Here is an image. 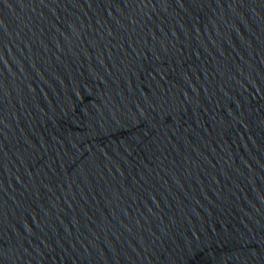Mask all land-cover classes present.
Wrapping results in <instances>:
<instances>
[{"label": "water", "instance_id": "obj_1", "mask_svg": "<svg viewBox=\"0 0 264 264\" xmlns=\"http://www.w3.org/2000/svg\"><path fill=\"white\" fill-rule=\"evenodd\" d=\"M0 264H264V0H0Z\"/></svg>", "mask_w": 264, "mask_h": 264}]
</instances>
